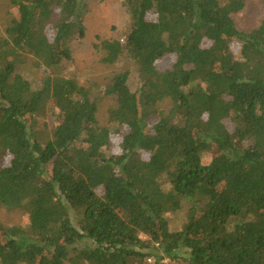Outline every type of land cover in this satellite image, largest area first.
<instances>
[{
	"label": "trees",
	"instance_id": "obj_1",
	"mask_svg": "<svg viewBox=\"0 0 264 264\" xmlns=\"http://www.w3.org/2000/svg\"><path fill=\"white\" fill-rule=\"evenodd\" d=\"M9 1L0 208L27 223H0V264H264V18L243 31L246 0H124L127 33L95 47L133 70L107 79L116 105L102 126L90 91L60 76L90 0ZM28 58L37 89L20 73Z\"/></svg>",
	"mask_w": 264,
	"mask_h": 264
},
{
	"label": "rangeland",
	"instance_id": "obj_2",
	"mask_svg": "<svg viewBox=\"0 0 264 264\" xmlns=\"http://www.w3.org/2000/svg\"><path fill=\"white\" fill-rule=\"evenodd\" d=\"M246 8L237 17V25L240 30L251 31L257 27L264 18V3L261 0H246ZM17 16V9L9 0H0V35L12 19ZM86 34L83 38H76L71 43L73 59L64 63L60 76L75 80L79 85L90 91L91 99L98 107V120L102 126L108 124L109 111L116 105L114 96L105 94V84L114 73L132 69L129 62L117 65H105L101 59L103 54L95 46L102 40L120 38L127 33L130 25V15L124 5V0H90L86 16ZM173 57H167L159 63L162 68L169 67ZM35 60L28 58L26 65L20 73L28 77L35 89L41 85L44 76L43 69L37 70L34 66ZM139 86L137 74L133 71L130 87L135 91ZM56 125L55 115L48 114L39 119L37 131L45 138L51 134ZM40 136V135H39ZM113 152L119 151L115 143ZM73 222L77 223V214L72 211ZM186 213H170L168 218L171 228L180 229L185 223ZM0 223L5 226L23 225L27 223V216L19 210H7L0 208Z\"/></svg>",
	"mask_w": 264,
	"mask_h": 264
},
{
	"label": "built area",
	"instance_id": "obj_3",
	"mask_svg": "<svg viewBox=\"0 0 264 264\" xmlns=\"http://www.w3.org/2000/svg\"><path fill=\"white\" fill-rule=\"evenodd\" d=\"M148 262H149V263H153V259H152V258H149V259H148ZM160 264H183V263H181V262H179V261L171 260V259H169V258H164V259H162V260L160 261Z\"/></svg>",
	"mask_w": 264,
	"mask_h": 264
}]
</instances>
